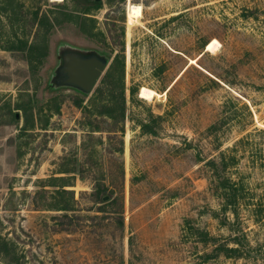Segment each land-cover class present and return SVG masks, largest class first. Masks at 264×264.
Instances as JSON below:
<instances>
[{
    "label": "rangeland",
    "instance_id": "rangeland-1",
    "mask_svg": "<svg viewBox=\"0 0 264 264\" xmlns=\"http://www.w3.org/2000/svg\"><path fill=\"white\" fill-rule=\"evenodd\" d=\"M0 264H264V0H0Z\"/></svg>",
    "mask_w": 264,
    "mask_h": 264
},
{
    "label": "trees",
    "instance_id": "trees-1",
    "mask_svg": "<svg viewBox=\"0 0 264 264\" xmlns=\"http://www.w3.org/2000/svg\"><path fill=\"white\" fill-rule=\"evenodd\" d=\"M32 47V46H31ZM118 58V56L116 57ZM122 64V60H120ZM122 69V68H121ZM122 74V70H121ZM29 126V124H25ZM145 126V124H143ZM224 158L222 159V161ZM218 188L222 191L220 196L223 197L225 203L223 208L226 209L227 207H232L233 212L236 209V204L239 201V198L242 196L240 190L242 189V185L238 182H233L230 180L229 177L221 179L216 184ZM235 218L231 221L226 219L225 223L228 222L230 225V230L232 234L229 235L227 238H224L221 243L217 245L218 252L223 253L225 257H248L250 256V252L252 250L250 244L248 243L247 237L245 232L241 228V221L237 217V212H234ZM209 237V234H205Z\"/></svg>",
    "mask_w": 264,
    "mask_h": 264
},
{
    "label": "water",
    "instance_id": "water-1",
    "mask_svg": "<svg viewBox=\"0 0 264 264\" xmlns=\"http://www.w3.org/2000/svg\"><path fill=\"white\" fill-rule=\"evenodd\" d=\"M102 65L93 59L74 61L71 68L72 77L84 89L91 90L101 75Z\"/></svg>",
    "mask_w": 264,
    "mask_h": 264
},
{
    "label": "bare ground",
    "instance_id": "bare-ground-1",
    "mask_svg": "<svg viewBox=\"0 0 264 264\" xmlns=\"http://www.w3.org/2000/svg\"><path fill=\"white\" fill-rule=\"evenodd\" d=\"M61 1V0H55ZM126 16H127V32L130 27L137 22L142 16V7L139 4H132L130 1H127L126 5ZM218 45V41L216 39H212L207 43L206 49H213ZM129 44L127 42V53H128ZM192 61V60H191ZM155 94V92L149 88L142 87L140 90V96L146 99H151Z\"/></svg>",
    "mask_w": 264,
    "mask_h": 264
}]
</instances>
